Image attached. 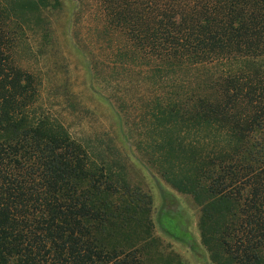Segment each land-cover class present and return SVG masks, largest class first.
Wrapping results in <instances>:
<instances>
[{
	"label": "trees",
	"instance_id": "16d2710c",
	"mask_svg": "<svg viewBox=\"0 0 264 264\" xmlns=\"http://www.w3.org/2000/svg\"><path fill=\"white\" fill-rule=\"evenodd\" d=\"M63 7L0 0V264H185L124 159L43 107ZM73 16L93 21L129 139L198 207L211 263L264 264V0H77Z\"/></svg>",
	"mask_w": 264,
	"mask_h": 264
},
{
	"label": "rangeland",
	"instance_id": "374dc122",
	"mask_svg": "<svg viewBox=\"0 0 264 264\" xmlns=\"http://www.w3.org/2000/svg\"><path fill=\"white\" fill-rule=\"evenodd\" d=\"M63 1V10L52 18L54 47L49 49L46 67L42 66L43 107L58 114L74 136L108 146L112 159H124L130 178L151 194L156 236L185 264H212L201 243L198 207L148 165L129 139L123 114L112 98L113 86L107 81L110 70L96 73L92 68L93 21L80 16L76 22L77 0Z\"/></svg>",
	"mask_w": 264,
	"mask_h": 264
}]
</instances>
